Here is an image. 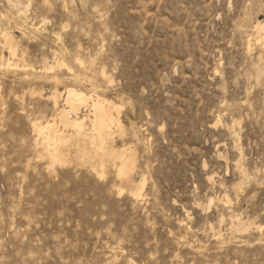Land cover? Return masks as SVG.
Listing matches in <instances>:
<instances>
[{
    "label": "rangeland",
    "instance_id": "rangeland-1",
    "mask_svg": "<svg viewBox=\"0 0 264 264\" xmlns=\"http://www.w3.org/2000/svg\"><path fill=\"white\" fill-rule=\"evenodd\" d=\"M259 23L264 0H0V264H264ZM70 87L120 107L128 178L72 140L41 157Z\"/></svg>",
    "mask_w": 264,
    "mask_h": 264
},
{
    "label": "bare ground",
    "instance_id": "bare-ground-1",
    "mask_svg": "<svg viewBox=\"0 0 264 264\" xmlns=\"http://www.w3.org/2000/svg\"><path fill=\"white\" fill-rule=\"evenodd\" d=\"M257 28L259 29L257 32L264 33V26L261 23L258 24ZM4 42L11 57H16L17 43L15 38L11 34L4 33ZM76 62L78 63V61ZM55 65L60 69H66V71L68 70L70 72L73 71L70 65L61 59L55 62L54 65L46 66V70L44 69V71L49 73L55 69ZM11 66H16V69L21 68L23 71L30 70L31 67L29 64H12L11 59H9L6 67L10 68ZM101 74L102 78L109 82L107 73L103 71ZM66 90V108L59 107L60 99L64 98L62 93L57 92L51 96L59 114L65 119V122L59 123L55 118L47 121V124L38 121L33 122L34 129L38 134L37 145H41L43 150L41 157L46 156L54 163L64 162L66 156L62 151V147L72 140L77 146L82 160L90 157L94 170L98 171L101 176L105 175V169L108 165H113L116 166L119 177L128 178L135 163L133 156L126 149L117 150L111 146V131L113 127L122 128L120 118L115 115L116 112H120V107L111 100L98 94V92L89 95L74 87ZM83 108H88L87 112L89 113L80 117L79 114ZM59 124L65 128L69 127L73 133L71 135H64L58 129ZM144 187L145 181L135 187L131 193L139 198L142 196Z\"/></svg>",
    "mask_w": 264,
    "mask_h": 264
}]
</instances>
